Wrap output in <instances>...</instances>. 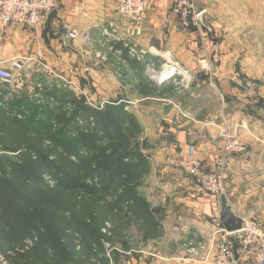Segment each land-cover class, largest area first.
Segmentation results:
<instances>
[{
    "label": "crops",
    "instance_id": "1",
    "mask_svg": "<svg viewBox=\"0 0 264 264\" xmlns=\"http://www.w3.org/2000/svg\"><path fill=\"white\" fill-rule=\"evenodd\" d=\"M116 3L57 0L54 11L36 28L0 24V66L24 78L30 71H55L57 87L69 83L78 92L82 90L89 105L97 99L119 102L137 107L134 117L139 120L151 118L158 124L177 120L167 123V133L173 138L161 151L173 159L180 153L184 159L188 147L194 146L196 157L208 171L220 156L223 120L238 126L247 152L232 158L225 196L235 215L256 221L264 231V131L252 122L264 119V0H198L196 10L205 17L209 30L199 21L197 26L184 28L167 0H149L141 22L131 28L115 13ZM72 30L79 35L74 40L67 38ZM85 33L88 41L81 38ZM140 51L146 53L145 63L132 56ZM203 58L211 64L212 74L198 70ZM171 61L196 72L184 91L176 92L171 83L144 80L146 63L157 69ZM131 69L135 74L127 76ZM248 82L258 84L253 98L246 94ZM139 83L143 87L146 83L153 94L131 90ZM0 85L11 90L9 96L0 90L2 104L16 102L23 94V84L16 81ZM167 88L174 89L172 97L161 96ZM17 102L24 106L23 101ZM248 134L261 135V141L250 142ZM168 183L186 189L193 186L197 193L191 178H170ZM195 200L190 218L181 221L180 217L181 222L168 228L159 223L171 239L138 245L137 252L128 255L126 251L121 257L130 260L127 264H211L214 252L209 246L208 220L218 221V196L199 195ZM189 240L202 241L205 246L195 260L187 255ZM246 258L240 264H253Z\"/></svg>",
    "mask_w": 264,
    "mask_h": 264
},
{
    "label": "rangeland",
    "instance_id": "2",
    "mask_svg": "<svg viewBox=\"0 0 264 264\" xmlns=\"http://www.w3.org/2000/svg\"><path fill=\"white\" fill-rule=\"evenodd\" d=\"M130 71L127 76L135 74ZM56 80L55 71H30L26 78L17 74L23 94L15 100L28 106L0 102V184L11 193V207L29 218L26 245L42 255L41 262L25 264H103L99 258L107 243L116 249L109 264H127L130 260L121 257L126 251L130 255L138 245L171 239L159 223L168 228L180 217L190 218L189 209L201 195L193 186L168 183L170 178H190L176 165L182 154L174 153L173 159L161 151L173 138L167 123L177 120L158 124L151 118H128L125 113L134 115L137 107L98 99L89 105L82 90L69 83L57 87ZM0 90L10 95L11 90ZM131 90L153 94L146 83ZM172 94L174 89L167 88L161 96ZM252 122L264 131L263 118ZM247 136L250 142L261 141V135ZM124 160L131 165L121 169ZM9 219L12 227L0 223V264H7L5 255L15 249L25 228ZM213 220H208L211 231ZM107 224L109 235L102 232Z\"/></svg>",
    "mask_w": 264,
    "mask_h": 264
},
{
    "label": "built area",
    "instance_id": "3",
    "mask_svg": "<svg viewBox=\"0 0 264 264\" xmlns=\"http://www.w3.org/2000/svg\"><path fill=\"white\" fill-rule=\"evenodd\" d=\"M149 0H117L115 13L128 22L131 28L136 27L146 12ZM171 3V13L184 27L197 26L201 13L197 12L198 0H167ZM57 0H0V24L22 28H36L42 25L48 16L54 11ZM128 28V30H131ZM70 39L78 38L76 30L69 32ZM84 41L89 40L87 33L81 37ZM145 52L132 56L139 62L145 63ZM100 57V56H98ZM198 70L206 74H212L213 69L207 59L198 62ZM157 72H156V71ZM147 78L159 85L171 83L176 92L190 82L195 71L188 70L176 63L163 64L155 69L150 63L145 64ZM16 73L13 70L4 69L0 66V84L11 85L15 82ZM264 83V80H263ZM257 84L248 82L246 94L249 98L255 97ZM222 128V147L220 156L213 170L204 168L201 160L196 157L197 150L189 146L187 156L178 160L176 165L180 167L194 182L197 193L201 195L219 196L226 193V175L233 157L241 156L247 152L246 144L239 135V127L230 126L226 120ZM242 230L235 233L226 232L213 220V231L210 235V247L214 255L211 264H240L244 258L253 264H264V231L254 220L244 219ZM104 234L109 235L110 227L105 225ZM109 248V249H107ZM187 255L195 260L205 251L202 241L189 240L185 243ZM105 254L102 256L110 262V252L116 250L109 243L106 244Z\"/></svg>",
    "mask_w": 264,
    "mask_h": 264
},
{
    "label": "trees",
    "instance_id": "4",
    "mask_svg": "<svg viewBox=\"0 0 264 264\" xmlns=\"http://www.w3.org/2000/svg\"><path fill=\"white\" fill-rule=\"evenodd\" d=\"M24 104L28 106L27 103L23 102V105ZM125 115L128 116V118L134 117V115L132 114L128 115L125 113ZM128 165H131V164L125 162L124 160V162L122 161V164H120V168L124 169V167L125 166L128 167ZM10 197H11L10 191L4 185L0 184V223L5 227H12L13 224L11 220L9 219V217H12L14 220L19 222L25 228L22 230L19 238L15 242V247H14L15 249L11 252V254L5 255L6 263L7 264H25L28 261L41 262L42 255L40 254V252L35 247L26 245V242H25L29 234L28 229H27L28 224L30 222L29 218L24 216L20 212H16L15 209L11 207ZM7 212L9 213V215L7 214ZM30 219L35 221L36 219L35 212L30 213ZM97 245L100 246L99 244ZM100 247H98V251L95 250L96 251L95 256H94L95 259H97L99 257V254L101 253L99 252ZM99 259H100V263L109 264L108 260L102 257V255H101V258Z\"/></svg>",
    "mask_w": 264,
    "mask_h": 264
},
{
    "label": "water",
    "instance_id": "5",
    "mask_svg": "<svg viewBox=\"0 0 264 264\" xmlns=\"http://www.w3.org/2000/svg\"><path fill=\"white\" fill-rule=\"evenodd\" d=\"M199 23L209 30L205 17L201 14L199 16ZM69 39V37L67 36ZM219 202V225L228 233H235L243 228V220L241 217L234 214L232 206L229 204L225 195L218 196Z\"/></svg>",
    "mask_w": 264,
    "mask_h": 264
}]
</instances>
